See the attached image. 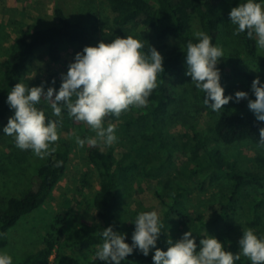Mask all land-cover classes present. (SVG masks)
Here are the masks:
<instances>
[{"label": "trees", "instance_id": "obj_1", "mask_svg": "<svg viewBox=\"0 0 264 264\" xmlns=\"http://www.w3.org/2000/svg\"><path fill=\"white\" fill-rule=\"evenodd\" d=\"M106 1L113 12L114 24L121 27L142 24L152 28L159 39L175 37L185 48V53L188 41L196 42L194 18L200 23V31L209 34L213 44H218L224 21L222 0H157L156 4L150 0ZM240 2L233 0L235 7ZM54 12L58 21L56 25L25 32L19 37L18 47L11 55L4 75L0 77V133L3 121L13 110L6 102L8 94L17 83H23L35 52L47 47L50 59L58 61L65 41L81 46L89 39L90 33L85 21L71 18L61 6H57ZM126 35L139 38L144 44L142 51L150 54L149 33H123L121 37ZM239 37L245 48L244 55L224 54L222 60L231 63L233 74L250 76L241 70L240 64L258 57L256 42L249 39L246 32ZM185 53L182 47L161 53L165 71L158 74L157 87L145 107H130L119 117L109 114L105 118L119 122L122 137H128L130 144L146 150L144 171L148 177L156 180L155 194L160 202L158 214L163 224L157 247L166 251L169 238L175 242L183 233L192 230L197 245L204 236L210 234L217 237L227 251L236 254L239 252L243 230L251 228L258 236H264V153L256 152L252 158V167L247 169L223 147L241 141L258 145L259 128L264 126V122L256 121L245 99L242 103L247 112L222 110L212 121L193 120L187 131L174 133L167 116L171 105L177 100L173 80L187 66ZM218 68L225 89L231 76L223 64ZM204 96L200 91L203 101ZM249 98L255 99L252 92ZM37 107L44 110L51 119L42 99ZM119 141L121 144L127 143L122 138ZM54 148L55 152L32 175L28 191L22 196H11L5 208L0 210V248L9 244L10 230L46 202L66 170L70 159L69 146L58 143ZM184 154H187L190 162L187 176L192 179L200 176V189L214 186L218 182L227 183L219 189L218 200L211 203L205 212L188 206V189L180 185L172 175L179 157ZM88 157L99 169L101 178L100 188L93 198L94 221H78L73 224L76 215L70 210L58 212L43 237L42 245L14 264H104L95 257L81 261L61 248L66 245L84 250L98 245L102 242V231L108 226H114V230L119 233H127L126 242L131 243L135 228L133 222L144 211L142 207L134 210L130 222V216L125 214L123 205L126 191L131 185V172L139 167L138 161L125 144L107 146L98 143L89 148ZM82 181L88 183L86 178ZM70 226L74 227L71 235ZM154 251L145 257L137 250L122 264H128L132 257L153 264ZM235 264H250V261L239 260Z\"/></svg>", "mask_w": 264, "mask_h": 264}, {"label": "rangeland", "instance_id": "obj_2", "mask_svg": "<svg viewBox=\"0 0 264 264\" xmlns=\"http://www.w3.org/2000/svg\"><path fill=\"white\" fill-rule=\"evenodd\" d=\"M156 4L157 0H150ZM61 6L67 14L73 18L85 21L89 29V39L81 46L73 45L65 41L62 47V56L58 61L50 59L47 47L40 48L35 52L29 63L23 83L28 87L45 85V91L53 86L58 90L61 84L62 74H66L69 64L74 62L75 55L82 52L85 46H96L103 40L110 43L116 36L123 33L133 34L134 32L146 31L150 34L149 44L155 47L160 53L172 48H181V42L175 37L169 36L159 39L155 36L154 30L142 24H130L124 27L113 22V12L106 0H0V77L4 75L9 59L18 47V39L25 32L35 29L46 28L56 25L55 8ZM235 7L233 0H222L221 10L224 21L218 38V44L223 48L224 54L244 55L245 48L239 37L235 35V26L231 25L229 13ZM194 31H200V23L197 18L193 20ZM256 59H248L240 64L241 70L250 75H235L232 73V65L223 62L222 58L218 67L222 64L230 73V79L225 85L226 96H234L237 91L252 92V81L259 76L264 82V53L258 52ZM187 66L173 80V86L177 92V100L171 105L168 113L170 128L174 133L180 134L187 131L193 120L205 121L214 120L222 110L231 112H247L243 100L239 103L230 101L223 106L219 112L212 111L200 97V90L192 84L191 77L186 76ZM51 119L60 120L52 115V109L48 102L42 98ZM253 113V112H252ZM14 115L12 110L2 123L0 133V210L4 209L11 196H22L30 188L32 175L38 167L44 163L49 156L41 159L34 155L31 150H21L16 144L13 136L4 135L3 128L8 123L9 117ZM114 124L118 137L115 145H123L130 148L136 157L139 167L131 172V185L126 191L123 209L132 220V213L139 207L143 211H159L160 202L155 194L156 180L148 177L144 171L146 163V150L130 144L128 137H122L121 125L119 122H111L105 118V126ZM58 143H65L70 148V159L66 170L51 191L48 199L38 209L22 218L18 224L10 230V242L0 251L12 255L14 263L22 261L28 254L37 250L43 241V237L50 228L55 215L63 210H70L76 215L73 224L78 221H94L95 211L93 198L100 188L101 178L99 169L90 161L88 150L92 145L85 144L82 148L77 143V137L86 139L95 137V132L83 122H75L70 119L66 112L62 113V123L58 124ZM120 138L127 143H120ZM103 144V143H102ZM226 152L241 162L245 168L252 167V158L256 152H263L260 147L249 141H241L223 147ZM190 168L187 154L179 157L176 168L172 175L177 182L188 189L186 202L191 209L205 212L206 208L218 200L219 189L227 183L218 182L214 186L200 189V176L192 179L187 176L186 171ZM86 178L88 183L84 184ZM73 226L69 227V235L73 233ZM181 235V234H180ZM97 245L89 249L80 250L72 246L64 245L61 249L81 261H88L95 257ZM51 257L50 262L53 260ZM241 261L248 260L241 255ZM51 264V263H49ZM128 264H148L139 258L132 257Z\"/></svg>", "mask_w": 264, "mask_h": 264}, {"label": "clouds", "instance_id": "obj_3", "mask_svg": "<svg viewBox=\"0 0 264 264\" xmlns=\"http://www.w3.org/2000/svg\"><path fill=\"white\" fill-rule=\"evenodd\" d=\"M235 35L247 34L254 39L258 52L264 53V0H241L229 13ZM196 42L188 41L182 50L185 53L186 76L191 77L195 88L202 91L204 104L219 112L230 101L239 103L248 100V108L258 123L264 122V82L257 76L251 85L255 99L246 91H237L234 96L225 95L221 84V70L218 64L224 57L223 48L213 44L212 37L204 31L194 32ZM143 42L132 35L116 36L110 43L101 40L96 46H85L75 55L66 74H62L57 90L55 80L45 91V85L28 87L17 83L9 92L7 104L14 110L3 128L4 135L13 136L21 150H31L35 156L44 159L55 152L53 145L59 139L58 124L66 112L75 122L87 124L95 137L81 139L85 144L96 146L103 143L113 145L118 137L114 124L105 126L109 114L119 117L130 107L142 108L157 87V76L164 72V57L155 47L150 54L142 51ZM264 56V55H262ZM44 98L52 109L49 119L37 105ZM258 146L264 147V126L259 128ZM135 225L131 243L127 233H119L114 226L104 228L102 242L97 245L95 258L104 264H122L137 250L145 257L152 255L153 264H235L246 257L250 264H264V236H258L251 228L243 230L239 240V252L227 251L225 245L215 236L206 235L197 245L193 231L183 233L175 242L167 240V250L157 247L163 224L157 211L141 212L133 222ZM0 264H14L13 257L0 251Z\"/></svg>", "mask_w": 264, "mask_h": 264}]
</instances>
